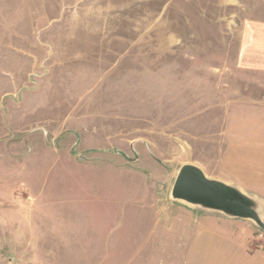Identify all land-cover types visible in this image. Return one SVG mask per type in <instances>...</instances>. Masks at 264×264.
I'll use <instances>...</instances> for the list:
<instances>
[{
  "label": "rangeland",
  "instance_id": "rangeland-1",
  "mask_svg": "<svg viewBox=\"0 0 264 264\" xmlns=\"http://www.w3.org/2000/svg\"><path fill=\"white\" fill-rule=\"evenodd\" d=\"M252 20L264 0H0V264H179L210 211L172 197L185 166L264 225V167L236 168L264 163Z\"/></svg>",
  "mask_w": 264,
  "mask_h": 264
},
{
  "label": "crops",
  "instance_id": "crops-1",
  "mask_svg": "<svg viewBox=\"0 0 264 264\" xmlns=\"http://www.w3.org/2000/svg\"><path fill=\"white\" fill-rule=\"evenodd\" d=\"M236 65L244 73L264 77L263 20L243 23L240 30ZM260 113L261 115L254 116L251 114V119H264V114ZM247 118L241 112L236 113L238 120ZM251 142L254 143L255 140ZM256 148L241 149L236 168L264 167L262 160L257 157ZM249 174L253 176L254 172ZM198 212H200L199 215ZM191 215H194L195 221L185 225L183 227L185 229L181 230L187 231L188 239L182 240L183 255L179 264H264V250L252 247L251 225L216 212L198 210L192 211Z\"/></svg>",
  "mask_w": 264,
  "mask_h": 264
},
{
  "label": "water",
  "instance_id": "water-1",
  "mask_svg": "<svg viewBox=\"0 0 264 264\" xmlns=\"http://www.w3.org/2000/svg\"><path fill=\"white\" fill-rule=\"evenodd\" d=\"M172 197L230 218H251L263 231L264 225L255 212L244 204L236 190L207 179L197 168L183 167L172 189Z\"/></svg>",
  "mask_w": 264,
  "mask_h": 264
}]
</instances>
